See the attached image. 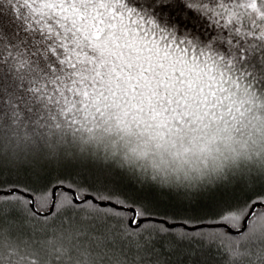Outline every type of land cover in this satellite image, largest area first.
<instances>
[{
    "label": "snow or ice",
    "instance_id": "6c2138e0",
    "mask_svg": "<svg viewBox=\"0 0 264 264\" xmlns=\"http://www.w3.org/2000/svg\"><path fill=\"white\" fill-rule=\"evenodd\" d=\"M261 112L264 0H0V264H264V172L117 162Z\"/></svg>",
    "mask_w": 264,
    "mask_h": 264
},
{
    "label": "trees",
    "instance_id": "16d2710c",
    "mask_svg": "<svg viewBox=\"0 0 264 264\" xmlns=\"http://www.w3.org/2000/svg\"><path fill=\"white\" fill-rule=\"evenodd\" d=\"M97 147L93 144V148ZM129 145L123 143L120 145V153L117 156V162L125 166H132L138 170L146 172L149 176L156 174L158 180L174 182L176 173L184 177L185 171L202 169L205 172H211L221 165L227 168H241L253 172H264V112L259 114V118L254 123L242 127L239 132L232 133L227 141L219 142V152L213 151L207 155V159L193 157L191 160H183L164 153L158 152V149H151L144 155H132L129 158H123V152L129 148ZM99 150L103 153L104 144L99 145ZM111 151V146H109ZM195 172L194 176L198 177ZM190 179L193 177H189Z\"/></svg>",
    "mask_w": 264,
    "mask_h": 264
},
{
    "label": "rangeland",
    "instance_id": "374dc122",
    "mask_svg": "<svg viewBox=\"0 0 264 264\" xmlns=\"http://www.w3.org/2000/svg\"><path fill=\"white\" fill-rule=\"evenodd\" d=\"M134 143V142H133ZM124 145V144H123ZM158 152H160V153H162V151L161 150H159L158 149ZM164 153V155H168V157L171 155V154H169V153H167V152H163ZM173 156V155H172ZM174 158H175V156H173ZM183 160H191L190 158L189 159H183Z\"/></svg>",
    "mask_w": 264,
    "mask_h": 264
}]
</instances>
